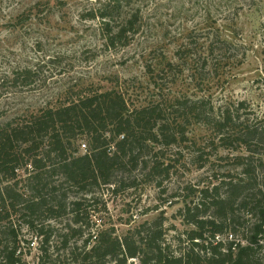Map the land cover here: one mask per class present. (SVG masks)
Instances as JSON below:
<instances>
[{"label": "trees", "instance_id": "1", "mask_svg": "<svg viewBox=\"0 0 264 264\" xmlns=\"http://www.w3.org/2000/svg\"><path fill=\"white\" fill-rule=\"evenodd\" d=\"M132 4L108 0L86 14L100 21L105 50L118 51L135 40L142 16ZM41 5L30 7L20 23L35 10L44 21L50 13ZM215 50L213 42L207 44L202 57L189 43H181L174 51L178 61L166 66L182 65L179 71L189 68L196 77ZM148 71L154 76L150 64ZM38 73L29 62L4 73L0 100L14 87L35 86ZM112 82L111 87L79 82L54 104L0 113V264H26L15 216L33 232L32 240H39L37 264H59L61 256V264H264V117L251 116L254 112L245 101L216 105L211 96L137 104ZM193 124L210 132L204 143L188 137ZM188 142L197 148L191 163L198 168L215 167L213 155L221 150L238 153L233 158L237 177L229 170L214 175L211 185L191 190L192 199L184 201L179 213L189 229L168 238L162 212L123 235L114 226L94 223L86 208L95 199L94 187L117 190L141 182L160 188L163 176L169 177L180 163L164 151ZM236 207L252 217L240 216ZM62 217L67 222L59 230L53 221ZM95 225L99 227L94 230ZM56 242L61 243V255L54 250Z\"/></svg>", "mask_w": 264, "mask_h": 264}, {"label": "rangeland", "instance_id": "2", "mask_svg": "<svg viewBox=\"0 0 264 264\" xmlns=\"http://www.w3.org/2000/svg\"><path fill=\"white\" fill-rule=\"evenodd\" d=\"M38 2L50 15L43 21L35 10L27 22L20 23L19 17ZM107 2L0 0V80L4 73L25 67L28 62L39 70L35 86L14 87L13 92L4 94L0 113L54 104L70 85L79 82L111 87L115 81L116 87L123 88L127 98L137 104L163 97L211 96L216 105L245 101L254 112L251 116L264 117V0H133L135 9H141L142 21L135 40L118 51L102 48L100 21L86 18L91 8ZM211 42L216 50L202 74L194 77L189 68L179 71L182 65L166 66L169 61H178L174 57L177 45L189 43L205 57L202 53ZM149 64L155 70L154 76L148 71ZM209 135L200 124L188 129V137L197 143H204ZM194 145L180 143L164 151L180 163L169 177L163 176L160 188L141 182L135 188L117 190L94 187L95 199L86 207L94 223H101L102 228L114 226L117 234L123 235L162 212L167 217L168 238L184 233L190 226L182 222L179 213L184 201L192 199L188 197L191 190L211 185L216 181L214 175H227L229 170L233 177L238 176L233 160L237 152L221 150L213 155L215 167L198 168L191 163L197 154ZM212 151L207 149L206 153ZM220 155H229L230 159L221 161ZM236 208L240 216L252 217L243 207ZM13 221L24 237L26 264H37L39 240H32L33 232L20 216ZM66 222L67 218L62 217L53 224L61 230ZM99 226L95 225L94 230ZM30 241L33 243L29 245ZM54 250L61 255L60 242L55 243ZM64 261L61 256L59 264Z\"/></svg>", "mask_w": 264, "mask_h": 264}]
</instances>
